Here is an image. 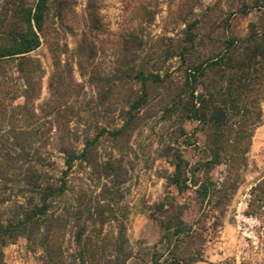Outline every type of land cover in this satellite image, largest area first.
I'll return each instance as SVG.
<instances>
[{
  "label": "rangeland",
  "instance_id": "1",
  "mask_svg": "<svg viewBox=\"0 0 264 264\" xmlns=\"http://www.w3.org/2000/svg\"><path fill=\"white\" fill-rule=\"evenodd\" d=\"M32 1L22 0L27 5ZM242 3L249 5L244 12ZM263 3L47 0L40 44L27 53L33 59L30 76L19 70L17 58L0 62V218L12 217L30 195L24 184L30 168L40 173V183L57 182L66 167L60 148L79 151L86 138H94L92 159L73 161L66 174L68 189L51 207L60 211L69 207L71 215L79 208L85 215L84 207L94 211L97 203L113 201L117 219L109 210L104 211L102 224L90 219L82 222V216L77 222L69 216L54 237L63 264L74 259L78 264L74 240L78 223H84V235L97 241L115 237L119 220L131 251L125 264L148 263L160 235L150 211L164 196L174 197L184 206L182 218L207 233L201 259L193 264H264V96L236 187L221 212L212 203L207 210L188 180L180 192L168 182L173 150L187 161L188 168L207 160L209 154L201 124L183 116L170 102L161 103V96L183 80L176 42L186 23H195L192 55L200 60L218 51L226 37L245 36L249 24L258 22ZM7 7H11L9 0H0V29L11 13ZM137 71L157 73L162 81H147V103L116 135L127 117L128 104L143 91ZM225 157L226 153L207 171L206 166L196 170L194 177L216 185L232 177L226 172ZM106 162L120 166L114 168L120 170L116 181L104 175ZM257 183L262 187L253 189ZM107 188L117 191L112 200L103 196ZM213 220L219 224L212 228ZM1 251L5 264H43L42 248L31 247L25 235H18Z\"/></svg>",
  "mask_w": 264,
  "mask_h": 264
},
{
  "label": "trees",
  "instance_id": "2",
  "mask_svg": "<svg viewBox=\"0 0 264 264\" xmlns=\"http://www.w3.org/2000/svg\"><path fill=\"white\" fill-rule=\"evenodd\" d=\"M46 5L47 0H33L30 5L22 0H9L11 7H7V10L11 13L0 29V62L17 58V66L21 72L26 73V77L33 71V59L27 53L40 44L39 31L45 20ZM248 7L247 3H242L240 10L244 12ZM262 7L258 22L249 24L245 36L226 37L218 51L206 53L200 60L192 55L197 36L192 29L195 23H186L182 37L176 42L177 55L184 67L183 80L178 84L174 83L173 90L161 96L162 104L170 102L183 116L197 120L204 129V147L209 158L196 161L188 168L187 161L177 150H173V171L167 179L179 192L187 186V180L195 185V193L200 202L208 206L207 210L213 206L221 212L229 201L236 187L235 179L239 177V166L244 162L243 155L248 149L254 126L260 121L259 102L264 96V3ZM25 64L26 70L22 67ZM137 74L143 91L128 104L127 117L116 135L122 133L132 122L138 108L147 103V84L162 81L157 73L144 75L143 71H137ZM94 143V138H86L79 151L70 146L60 148L66 167L57 179L58 183L49 180L40 183V173L30 168L29 175L24 179L30 195L15 209L12 217L5 220L0 218V264H5L1 247L18 235H25L31 247L38 245L42 248L43 264H63V255L60 247L54 243V237H57L69 216H73L77 222L83 218L82 222L90 219L102 224L105 220L104 211L109 210L111 216L116 218L111 206L113 201L97 203L98 207L94 211L84 207L85 215H81L83 212L79 208L71 215L69 207L63 206L61 211L51 207L57 197L68 189L66 174L73 161L80 159L90 162ZM19 149L25 150L22 146ZM224 153L226 172L232 175L230 179L225 178L216 185L211 180L199 181L194 177L196 170L206 166L207 171V168L220 161ZM117 166L120 167L113 162H106L104 175L112 176L115 180L120 171L114 169ZM187 173L190 174L189 177ZM261 185L262 183H257L252 188L260 189ZM116 194L117 191L107 188L103 196L112 200V196ZM183 207L172 196H164L152 205L150 215L156 219L160 235L152 245L146 264H193L201 259L207 233L182 218ZM118 223L115 237L100 238L97 241L84 235L85 225L78 223L74 233L78 264L126 263L131 251L125 245L127 239L121 220ZM218 224L217 220H213L211 227ZM105 256L107 257L104 258ZM101 258L105 259L103 263ZM67 264H76V261L74 259Z\"/></svg>",
  "mask_w": 264,
  "mask_h": 264
}]
</instances>
